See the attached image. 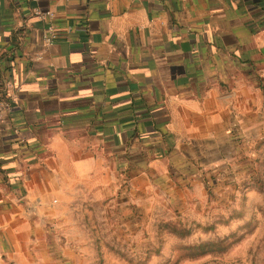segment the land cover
<instances>
[{
  "label": "crops",
  "instance_id": "crops-1",
  "mask_svg": "<svg viewBox=\"0 0 264 264\" xmlns=\"http://www.w3.org/2000/svg\"><path fill=\"white\" fill-rule=\"evenodd\" d=\"M38 5L54 11L53 45L28 0H0V264H38L34 240L66 225L81 192L180 213L253 183L264 0Z\"/></svg>",
  "mask_w": 264,
  "mask_h": 264
},
{
  "label": "rangeland",
  "instance_id": "rangeland-1",
  "mask_svg": "<svg viewBox=\"0 0 264 264\" xmlns=\"http://www.w3.org/2000/svg\"><path fill=\"white\" fill-rule=\"evenodd\" d=\"M258 157L253 183L200 211L78 193L66 225L39 235L29 256L38 264H264V147Z\"/></svg>",
  "mask_w": 264,
  "mask_h": 264
},
{
  "label": "built area",
  "instance_id": "built-area-1",
  "mask_svg": "<svg viewBox=\"0 0 264 264\" xmlns=\"http://www.w3.org/2000/svg\"><path fill=\"white\" fill-rule=\"evenodd\" d=\"M32 6V13L44 20L47 24L45 30V40L48 44L53 45L58 39V28L54 22V11L51 9H42L38 2L39 0H28ZM8 108V100L0 97V122Z\"/></svg>",
  "mask_w": 264,
  "mask_h": 264
},
{
  "label": "trees",
  "instance_id": "trees-1",
  "mask_svg": "<svg viewBox=\"0 0 264 264\" xmlns=\"http://www.w3.org/2000/svg\"><path fill=\"white\" fill-rule=\"evenodd\" d=\"M0 93L1 94H5L6 90H7V79L3 78L1 75H0Z\"/></svg>",
  "mask_w": 264,
  "mask_h": 264
}]
</instances>
